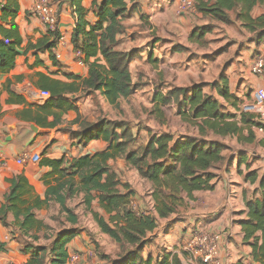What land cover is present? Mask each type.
I'll list each match as a JSON object with an SVG mask.
<instances>
[{"label":"trees","instance_id":"trees-1","mask_svg":"<svg viewBox=\"0 0 264 264\" xmlns=\"http://www.w3.org/2000/svg\"><path fill=\"white\" fill-rule=\"evenodd\" d=\"M61 1L71 7L76 20L71 41L88 66V74L82 79L85 94L99 92L112 105H117L120 98L130 97L136 89L129 70L135 51L116 47L125 28L123 20L130 13L128 1L92 0L91 10L96 17L93 23L87 19L89 9L82 5L83 0ZM195 1L198 12L224 24L231 23L229 11H234L235 19L249 32H254L258 44L264 38V14L256 18L251 15L253 7L263 5L264 0ZM17 14L18 5L13 1L3 5L0 18L14 19ZM11 22L10 28L0 29V75L13 67L19 54L21 36L17 25ZM203 29L194 27L191 38L202 37ZM47 33L52 40L45 34L32 47L51 51L59 32L56 29ZM205 85L200 82L185 87L169 86L166 93L157 90L152 98L158 113L160 106L175 102L179 116L197 129L196 134L175 137L170 132H154L145 144L130 149L128 145L134 136L122 121L105 117L90 121L78 115L72 122L78 124L77 128H61L68 133L71 144L86 145L92 139H101L106 143L103 149L71 159H42L40 165L49 168L41 177L46 186L43 199L33 193L22 174L8 179L10 185L0 205V222L5 227H13L12 234L18 232L21 250L29 253L24 264H65L70 253L67 245L80 230L76 226L79 221L76 207L68 203L80 195L83 210L91 215L99 231L121 248L116 258L106 253L99 255L101 264H182L175 252H163L154 260L152 255L144 257L143 250L150 243L160 219L178 213L179 208L195 200V192L213 189L218 178L216 170L226 160L224 152L228 146L209 135L234 136L238 142L253 143V126L262 127L264 134V124L251 114L229 112L220 102L219 98L237 110L239 99L230 91L223 74L209 84L219 98L204 92ZM51 89V98L45 105L57 95L56 88ZM258 144L264 147V137ZM116 158H123L127 166L149 183L152 206L148 211L133 208L134 188L123 181L109 163ZM243 162L247 165L244 180L258 185L252 197L244 201L245 210L241 213L245 216L240 220L242 239L251 248V259L264 264V171L259 176L256 169H250L246 153L239 152L237 167ZM51 201L58 204V214L53 217L60 222L57 227L36 216V211L47 207ZM94 201L100 212L93 207ZM41 239L48 242H38ZM232 264L244 263L238 260Z\"/></svg>","mask_w":264,"mask_h":264},{"label":"crops","instance_id":"crops-1","mask_svg":"<svg viewBox=\"0 0 264 264\" xmlns=\"http://www.w3.org/2000/svg\"><path fill=\"white\" fill-rule=\"evenodd\" d=\"M13 1L18 5L17 16L14 19H11L10 16L7 19L0 18V29L1 27L10 28L11 21H13L17 25L21 36L19 54L13 67L8 72L0 75V205L3 202L4 193L10 185L8 179L19 174H22L27 179L35 195L41 199L44 198L46 186L41 177L49 168L40 165L42 159H60L63 157L71 159L84 154H92L103 149L106 145L101 139H92L86 145H73L68 133L61 130L62 127L67 126H71L74 129L77 128L78 124L72 122L78 115L90 121L96 120V115L99 114V103L104 98L99 92L93 94H85L84 92L82 79L88 74V66L83 61V55L76 52L77 50L74 49L71 41L76 20L70 5L61 0H52L57 10L59 37L55 46L49 51L32 47L49 31L31 10L36 0H0V15L3 5L9 2L12 4ZM127 1L130 13L123 20L125 28L119 35L116 47L120 50L135 51V57L129 64L133 80L135 81L138 72L141 73L148 70L149 61L157 60L158 64L162 63L163 66L162 68L160 66L163 72L156 76V82L160 83L157 90L163 88L166 91L169 86L185 87L184 82H191L190 73L192 70L195 71L194 79L196 82L198 78L197 70L185 56L186 52H188L187 49L190 48L188 45H194L197 48L200 46L198 39L191 38V32L194 27L208 23L205 22L206 19L215 20L205 17L198 11L193 13L181 12L179 10L180 0ZM91 3L92 0L82 1V5L89 9L87 19L93 23L96 17L91 10ZM229 14L232 19L231 23L216 22L226 27L233 26L236 23L242 26L240 21L235 19L234 11H229ZM262 14H264V4L253 7L251 11L253 18ZM242 29L245 30L246 28L242 26ZM48 36L52 40L51 35L48 34ZM152 40H154L151 43L153 52H151L152 55L150 57L151 53L149 50L147 51V44ZM247 40L246 46L249 51L246 61L247 72L249 76H259L261 79H251V83L248 82L249 86L239 82L238 86L241 84V89L233 92L229 83L230 76L222 71L223 66L220 69L215 64L212 67L215 73L213 75H215V78H219L220 74H223L228 81L230 91L238 97L239 101L235 112L238 114L240 112L251 114L253 119L264 124V115L258 111L249 112L243 110L245 103L253 101L252 93L249 94L246 90L251 88L255 82L264 83V75H256L250 71L252 52L258 45V41L254 39ZM181 47L183 49H180ZM51 54L54 57H51ZM211 55L205 52L200 57L202 75L209 72L206 64L212 65L215 62V60L211 59ZM183 61L186 63L182 70H186V75L183 78L181 77L179 83L174 80L177 84L167 81L166 70L177 71ZM141 78L143 80L146 79L145 76ZM215 78L212 76V80L214 79L215 81ZM149 84L147 83L145 86H149ZM206 87L209 86L207 85ZM51 88H56L55 92L57 95L49 104L45 105V102L51 98ZM144 89L149 91L148 88ZM211 89L213 92L211 91L208 94L216 95V90L213 87ZM42 90L48 91L49 96H41ZM134 92H137V89ZM242 95H250V99L247 101L245 100L246 97H244L242 100ZM96 98L99 103L98 101L96 102ZM124 99L120 98L118 102ZM224 101L220 98L221 103ZM114 105L116 106V104L112 106ZM224 105L229 110L226 102ZM236 118L238 119L239 117L237 116ZM252 129L254 134L260 132L261 137L258 140L255 139L254 142L259 148L264 150V147L258 144V141L264 137V134H262L263 128L253 126ZM159 132H170L175 137L186 134L172 131ZM187 133L196 134L197 129L195 128L194 132ZM209 137L224 143L222 139L230 136L221 137L210 134ZM230 139H234L237 144H248L247 142H238L234 136ZM243 151L239 149L236 152V156L229 155L221 168L216 170L218 178L212 190L195 192V200L190 201L187 206L179 208L178 213L159 220H169L168 225L170 226L164 228L166 231L163 232L158 222L157 227L151 234L150 243L143 250L144 257L152 255L154 260H156L160 258L163 252L172 251L177 253L182 259L180 245L177 241H185L192 229L201 228L221 233L222 240L219 246V257L225 264H232L238 260H241L244 264H259L251 259L249 255L251 248L243 241L240 227V220L245 216L244 213H241L245 210L244 201L252 197V193L258 185L257 183L250 184L245 181V172L244 174L239 172L240 167H237L238 154ZM34 153H39L40 155V160L37 162H32L31 160V156ZM244 153L249 154L250 152L246 150ZM234 158H236V162L232 166ZM19 159H21V162H18ZM135 173L137 174V172ZM73 200L75 199L69 200L68 204L76 207L75 212L79 215V221L76 226L80 230L68 243V251L78 250L81 252L87 249L91 250L92 243L85 231L86 226L85 224L81 225L84 217V211H80V208H83L80 203L81 195L77 198V201ZM93 203L96 205V208H94L100 212L101 210L97 208V203L95 201ZM47 211L46 217L44 213ZM49 213H54V216H57V203L51 201L47 207L37 210L36 216L49 224L53 220V218H51L52 220L49 218ZM89 217L91 226L93 225L95 230L99 231L91 215ZM8 219L11 220L12 216L9 215ZM11 232H13V227H5L0 222V264H24L29 253H24L21 250L22 241L18 232L15 231L13 234ZM98 235H101V239L105 237L111 240L100 231ZM96 240H100V237L97 236ZM175 244L177 247H175ZM114 245L116 244L114 243ZM160 247L164 248L160 249Z\"/></svg>","mask_w":264,"mask_h":264},{"label":"rangeland","instance_id":"rangeland-1","mask_svg":"<svg viewBox=\"0 0 264 264\" xmlns=\"http://www.w3.org/2000/svg\"><path fill=\"white\" fill-rule=\"evenodd\" d=\"M207 20L208 19H206L205 22L208 23L200 25L204 28L203 30L205 31V34L200 38H196L199 40L200 46L202 47L199 46L197 48L194 45H188L190 48L187 49L188 52H186L185 55L186 58L191 62L192 66L197 70L198 78L196 82H201L206 84V86H209H205L203 91L206 93H210L212 91L209 85L210 83L208 82L214 81V79L212 80V76L215 78V75H213L215 73L212 67L215 64H217L220 69L223 66L222 71L229 74L230 88L233 92H237V90L241 89V84L238 86L239 82H243L248 85V82L251 83V79H261L259 76H249L246 69V61L249 54L246 43H248L247 39H254L257 41L254 33L249 32L247 29H245V31L242 29V26H240V24L238 25L237 23L233 26L226 27L220 25L216 21ZM152 42H154V40L151 42L149 41L147 44V51L149 50L150 53L153 52V47L151 44ZM205 52H207V54H212L211 59L215 60V62H213L212 65H209V63L206 64L209 72L202 75L200 70V62L202 61H200V57ZM151 55L152 53L150 54V57ZM150 63L151 66L149 67ZM185 63V61L180 63L181 66L177 71L166 70V80L170 83L173 82L174 84L179 83L181 77L183 78L186 75V70H182L183 67H185ZM149 65L147 66V71H143L141 73L138 72V75L135 79L137 92H134L129 98L120 100L116 106H112V104L110 105L106 100H104V98L101 99V103H99L98 99L96 98V102L98 101L99 103V114L96 115L95 119L98 117H105L111 120L122 121L127 126H129L134 136L133 141L128 145V148L130 149H134L139 145L145 144L150 135L154 132L172 131L174 133H187L195 131L194 127L185 122L182 117L179 116L177 104L175 102H171V105H168L167 107L160 106V113H158V111L155 109V103L152 102V98L156 93L157 88L160 86V83L156 82V76L157 74H161L163 72L160 69V66L161 68L163 66L162 63L158 64L157 60L149 61ZM194 72L195 71L192 70L190 73L191 82H184V86H189L192 83H196L194 79ZM142 76H145L146 79L143 80L141 78ZM216 79H218V77L215 78V80ZM147 83H150L149 86H145ZM256 85L264 86V83L255 82L252 84V87L246 91H248L249 94L252 93V90L256 87ZM144 88H148L149 91ZM167 90L165 91L163 88H160L158 91L165 93ZM213 96H217L219 98L217 94H213ZM244 97H246L245 100L247 101L250 99V95H242V100ZM223 104H225V101ZM227 107L229 112H235L236 110L234 107L229 105H227ZM260 137V132H257L255 134V139L258 140ZM230 138L231 137L222 139L224 140V143L229 146L228 150L225 151V157L228 158L229 155L236 156V152H238L239 149L244 151L248 150L250 153L246 154V158L247 162H249L250 169H256L259 171L258 175L260 176L264 170V150L259 148L255 142L248 144H237L234 139ZM235 162L236 158L233 159L232 166L235 165ZM109 163L116 171H118L119 175L124 181L129 182L132 185V188H135L134 190L136 195L133 200L135 208L141 211H148L151 208L150 185L145 180L141 179L135 173L136 171L134 169L127 166L123 158H117L113 161L110 160ZM245 166L247 165L244 162L240 165L239 171L243 174L247 171ZM73 201H77V199ZM93 207L96 208L95 203H93ZM80 211H84L83 208H80ZM47 214L48 211L44 213L46 217ZM83 215L84 217L82 218L83 222L81 225L85 224L86 226L85 231L92 243V249H87L81 252L78 250H73L71 252H77L79 254L81 264H101L103 261L99 259V255L103 253L109 254L112 258H116V256L120 254L121 248H118L117 245H114L112 240H108L105 237H102L101 239V235H98L99 231H96L94 226H91V223L89 222L90 215L88 212L84 211ZM53 216L54 213H49L50 219L53 218ZM169 222V220L159 221V226L161 229H163V232L166 231L164 228L170 226L168 225ZM57 224L60 225V222H57V219H53L49 223V225L53 227H57ZM97 236L100 237V240L98 241L96 240ZM38 242L45 243L48 241L46 239H41ZM177 242L179 245L182 243V241ZM176 244L175 247H177ZM163 248L164 247H160V249Z\"/></svg>","mask_w":264,"mask_h":264},{"label":"built area","instance_id":"built-area-1","mask_svg":"<svg viewBox=\"0 0 264 264\" xmlns=\"http://www.w3.org/2000/svg\"><path fill=\"white\" fill-rule=\"evenodd\" d=\"M32 12L40 19L49 30H56L58 24L57 10L52 0H36ZM179 10L181 12H196L195 0H180ZM81 54L79 50L76 51ZM250 71L256 75H264V38L252 52ZM41 96H49L46 90L41 91ZM253 101L243 105L244 111H258L264 115V86H257L252 91ZM32 162L40 160L39 153L31 156ZM21 162V159L18 160ZM133 208H135L133 204ZM222 240L221 233L211 232L205 229H192L186 240L180 244L182 264H225L219 257V246ZM65 264H81L77 252H70Z\"/></svg>","mask_w":264,"mask_h":264}]
</instances>
